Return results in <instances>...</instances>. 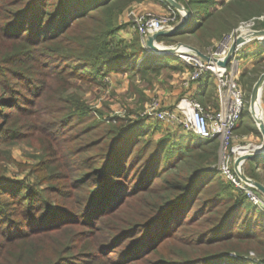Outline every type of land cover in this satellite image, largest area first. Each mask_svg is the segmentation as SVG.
<instances>
[{"label":"trees","instance_id":"1","mask_svg":"<svg viewBox=\"0 0 264 264\" xmlns=\"http://www.w3.org/2000/svg\"><path fill=\"white\" fill-rule=\"evenodd\" d=\"M136 1L140 0H0V145L7 137L25 139L23 128L33 129L32 136L39 132L40 127L27 121L32 110L26 104H38L31 98L39 96L32 85L50 86L52 79L60 96L52 103H64L61 109L70 123H85L70 139L76 141L70 154L87 152L83 164H77L69 161L56 138L42 143L51 159H43L40 170L46 180L68 186L59 194L65 201L39 195L23 181L0 183V264H223L224 260L257 264L250 251L263 260L258 264H264V210L217 169V139L202 140L193 134L144 139V126L133 133L140 122L122 126L100 115L92 117L82 96L69 93L68 77L96 82L97 76L119 71L143 77L165 66L185 69L178 56L148 51L137 31L131 39L119 37L124 24L118 21ZM177 1L191 11V23L179 34L193 36L192 46L199 49L233 29L240 18L249 17H237L248 6L245 0H233L220 9H216L219 0ZM257 28H264V19ZM157 41L177 42L175 35L159 36ZM252 41L240 47V56L257 54L260 64L264 41ZM52 58L60 64L52 67ZM41 65L50 70L46 79L38 77ZM258 67L241 70L239 83L252 88L260 75ZM193 94L205 106L212 102L219 106L210 76ZM258 163L248 159L244 171L264 183V169ZM134 187L138 190L133 192ZM72 188L79 190L77 198L71 195ZM5 194L15 200L11 209ZM80 221L89 229L79 228ZM135 229L140 232L134 233ZM177 232L194 235L179 236L170 258L164 252Z\"/></svg>","mask_w":264,"mask_h":264},{"label":"rangeland","instance_id":"2","mask_svg":"<svg viewBox=\"0 0 264 264\" xmlns=\"http://www.w3.org/2000/svg\"><path fill=\"white\" fill-rule=\"evenodd\" d=\"M231 1L233 0H219V4L216 6V9H220ZM245 1L247 2L248 6H246V9H241V13H239L240 15L237 17H240L244 14H249V17L240 18V20L236 23V26L241 21L264 15V11L259 13L261 8L264 7V0ZM153 2L164 4L163 0H140L133 2V4L128 6L127 9L134 8L139 11L147 9L155 11L153 8ZM167 9L168 8L166 6V10ZM126 10L122 13L120 20L118 21L120 24H124V28L120 29L118 34L120 38H123L126 33L132 31L134 33V31H136L133 22L125 17ZM261 20H259L258 23ZM223 35L212 38L210 44L207 46H200V49L203 52L211 50ZM175 39L177 42H182L189 45H194L192 42L195 40L194 37H190L189 34L175 35ZM177 42L166 43L164 41H158L159 44L166 46H172ZM251 42L253 41H250V43ZM256 55L257 54H250L247 57H240L242 71H244V69L247 67H258L259 65L257 69L258 72H260V75L262 72H264V61L259 64L260 60H255L257 59L256 57H258ZM42 57L46 59L48 56L47 54H43ZM52 60L53 58L50 59L49 62ZM59 64L60 62H58L56 59L54 62L52 61V67H55ZM39 68L43 69L40 71V74H38V77L41 79H46L47 72H50V70H47L42 65ZM184 70L186 69L180 70L176 67L172 68L165 66L162 67L159 72L149 70L143 74V77H141V75L136 72L135 75H133V73L131 75L130 72L123 73L122 71H119L115 72L114 74H105L103 77L97 76L96 78L98 79L96 82H89L86 78L73 76L68 77L70 83L69 93L76 92L82 96L90 108L89 115L92 117H97L100 115V117L105 121L122 126H129L136 122H140L141 124L135 127L133 133L140 132L139 130L142 126H144L145 128L143 127L142 129H147V134L143 136L144 139H150L154 141L160 137L166 136H170L172 139H177L181 135L190 134L187 132L182 133V130L170 131L163 124L158 123L153 118H150V116H153L152 106L154 99L158 98L160 104L163 106H170L174 105L182 96L181 83ZM36 86L37 85H32L31 90L34 87V91L38 93L39 96H31V98L34 103L38 104H26L32 110V115L27 118V121L29 125L40 127L39 132L35 136H32L34 131L33 129L23 128L22 131L27 132L25 139L14 140L10 137H7L6 141L0 145V175H2L0 183H4L6 180L13 182L23 181L27 185L32 186L33 191L39 195H41V193H45L48 197H56L62 201H65L64 196H60L59 194L61 191L63 192L68 190V186H61L57 180H46L43 176L44 172L40 170L45 163L43 162V159L49 157V155L45 153L41 146L43 141L56 138L57 141L61 143L59 145L62 146V149L67 150V157L69 158V161L75 162L77 164H83V159L85 160L87 158V152L81 151L76 156L71 155L70 151L72 148H74L73 145L76 143V141H70V139L78 134V131L84 127L85 123H83L81 126H75V124L70 123L66 118H64L63 110L61 109L64 103H52L53 100H58L60 97L58 91L56 90L59 85L56 82H53V80L50 79V86ZM246 86L243 85L246 91V108L241 120L235 127L233 135L230 138V143L228 145L229 149L236 144H258L263 140L260 130L258 129V131L254 128L255 125L256 128H258V126L250 109L251 93L254 85L252 88L250 85ZM211 104L213 105V102ZM261 107L264 114V92L261 98ZM146 119H149L148 122ZM4 135H8L7 132ZM38 139L41 141V144L38 143ZM56 151L59 152L58 149ZM81 155H83V158ZM258 164L260 165V163ZM262 166H264V163H261V166H259L260 170L264 169ZM225 180L229 179L225 178ZM62 182H67L68 184L66 185H71L69 180H62ZM131 190L134 192L135 190H138V188L134 187ZM70 191L71 195L74 196V194L79 190L77 188H72ZM2 197L6 198L7 201H10L9 208L11 209L15 203V200H13L9 194H5ZM74 197L77 198L76 196ZM57 203L66 202H55V204ZM64 216L69 217L68 214H65ZM82 219H85V217ZM79 228L89 229L86 223L82 221H80ZM138 232H140V230L135 229L134 233ZM193 235L194 234L192 233H189L188 235L178 233L175 238L169 241L167 250L164 252V254L170 258L174 257L175 254L173 253L176 250L175 240L180 241L179 236L184 237L183 239H190L193 237ZM229 254L231 256H237L235 252H230ZM249 255L251 259L253 258L256 260L255 263L258 264L263 262V260L258 258L254 251H250ZM257 260H261L262 262H257ZM225 261L226 260L223 261V264H226ZM188 264H196V262Z\"/></svg>","mask_w":264,"mask_h":264},{"label":"built area","instance_id":"3","mask_svg":"<svg viewBox=\"0 0 264 264\" xmlns=\"http://www.w3.org/2000/svg\"><path fill=\"white\" fill-rule=\"evenodd\" d=\"M165 6L169 9L165 12L148 9L139 11L134 8L126 10L125 17L133 22L143 43L150 34L169 29L180 20L179 9L169 3ZM263 18L264 15H260L241 21L236 27L226 32L214 48L204 53L209 58L188 47L176 50L173 54L181 59L186 69L181 83L185 92L174 105L170 106H163L158 98L154 99L153 116L150 118L163 124L170 131L182 130L202 140L217 139L219 141L217 169L222 176L233 182L238 192L246 194L264 210V195L242 179L238 166H235L239 144L233 145L230 149L228 147L246 106V91L238 80L242 70L240 56L236 52L226 66L218 63V60L224 59L227 55L234 40L242 33L259 29L258 21ZM207 76L212 77L216 83L218 107L212 104L205 106L193 94L202 87Z\"/></svg>","mask_w":264,"mask_h":264},{"label":"water","instance_id":"4","mask_svg":"<svg viewBox=\"0 0 264 264\" xmlns=\"http://www.w3.org/2000/svg\"><path fill=\"white\" fill-rule=\"evenodd\" d=\"M167 3H169L171 6L179 9L181 11V17L180 20L171 28L169 29H163L159 30L153 34H150L145 42L143 43V46L150 52L156 54V55H167L174 53L176 50L180 49L181 47H188L198 54L204 56L205 58H209L206 55H204L200 49L197 47H194L192 45L177 42L176 44L172 46H166L161 45L158 43L157 38L159 36H172L179 34L182 30H184L190 23H191V11L182 3L178 2L177 0H165ZM259 39L261 41H264V28L248 31L245 33L240 34L232 43V46L227 53V55L222 60H218V63L220 65L226 66L229 62V60L234 56V54L238 51V49L246 43L247 41H250L252 39ZM264 92V72L261 73L259 78L254 84L252 93H251V102H250V109L252 111L253 117L257 123L258 129L260 130L263 140L261 143H253L256 145V148H249L246 152L243 153V155H240L236 158L235 166L239 168V175L242 179L250 183L252 186H254L261 194L264 195V183L261 181H258L252 177H249L244 172V163L248 159H258L259 163L264 162V114L261 107V98L262 94ZM261 108H260V107ZM252 144V143H251ZM258 145V146H257Z\"/></svg>","mask_w":264,"mask_h":264},{"label":"crops","instance_id":"5","mask_svg":"<svg viewBox=\"0 0 264 264\" xmlns=\"http://www.w3.org/2000/svg\"><path fill=\"white\" fill-rule=\"evenodd\" d=\"M153 8H154V10L155 11H159V12H164V11H166V6H165V4H161V3H154L153 2ZM124 37L125 38H128V39H131L132 37H133V31L132 32H129V33H126L125 35H124ZM250 41H252V40H250ZM250 41H247L246 43H244L243 45H241V47L242 46H245L247 43L249 44L250 43ZM248 44L246 45V46H248ZM239 50H240V48L238 49V51H237V53L239 54V56H240V52H239ZM241 51V50H240ZM202 53L204 54L205 52H203L202 51ZM241 57V56H240ZM185 73V70L183 71V74ZM182 88V87H181ZM185 91H184V89L182 88V94L184 93ZM210 105V104H209ZM244 146H246V145H244ZM255 146V145H254ZM250 147H253V145L251 144V145H248L247 146V148L245 149L246 151L250 148ZM246 162V161H245ZM245 164V163H244ZM245 172V171H244ZM259 192V191H258ZM260 193V192H259ZM262 209V208H261ZM263 210V209H262Z\"/></svg>","mask_w":264,"mask_h":264},{"label":"bare ground","instance_id":"6","mask_svg":"<svg viewBox=\"0 0 264 264\" xmlns=\"http://www.w3.org/2000/svg\"><path fill=\"white\" fill-rule=\"evenodd\" d=\"M156 55V54H155ZM167 55H174L173 53L171 54H167ZM176 56V55H175ZM260 107V106H259ZM261 108V107H260ZM147 122L149 119H146ZM253 145V148H256V145L255 144H252ZM255 145V146H254ZM248 145L244 146V145H238L237 146V157H239L240 155H243L244 152H246V148H247ZM258 146V145H257ZM251 148V147H250Z\"/></svg>","mask_w":264,"mask_h":264}]
</instances>
